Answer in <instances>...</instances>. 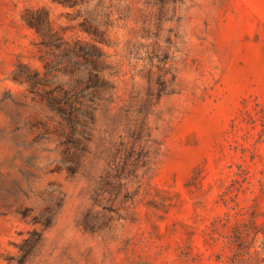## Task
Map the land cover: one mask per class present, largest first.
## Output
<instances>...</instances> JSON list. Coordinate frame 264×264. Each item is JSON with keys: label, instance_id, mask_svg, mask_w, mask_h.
<instances>
[{"label": "rangeland", "instance_id": "rangeland-1", "mask_svg": "<svg viewBox=\"0 0 264 264\" xmlns=\"http://www.w3.org/2000/svg\"><path fill=\"white\" fill-rule=\"evenodd\" d=\"M0 264H264V0H0Z\"/></svg>", "mask_w": 264, "mask_h": 264}, {"label": "trees", "instance_id": "trees-1", "mask_svg": "<svg viewBox=\"0 0 264 264\" xmlns=\"http://www.w3.org/2000/svg\"><path fill=\"white\" fill-rule=\"evenodd\" d=\"M30 25L35 27L37 31H39V27L35 24H33V22H30ZM98 54V53H97ZM98 66H94V69H97ZM68 122L71 121V119L67 118ZM86 149L85 145L83 144L82 147L79 148V152L77 154V156H80L81 152L84 151Z\"/></svg>", "mask_w": 264, "mask_h": 264}]
</instances>
